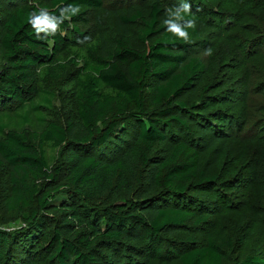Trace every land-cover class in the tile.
<instances>
[{"label":"trees","instance_id":"obj_1","mask_svg":"<svg viewBox=\"0 0 264 264\" xmlns=\"http://www.w3.org/2000/svg\"><path fill=\"white\" fill-rule=\"evenodd\" d=\"M2 2L0 113H7L36 96L38 68L45 66L47 79L58 78L57 57L75 44L74 37H82L78 24L102 3ZM193 2L188 0V14L178 6L165 15L153 3L139 33L142 51L133 50L125 36L115 42L111 56L89 49L86 73L78 80L76 117L64 126L49 122L39 134L6 131L0 117V171L8 169L9 183L4 205L22 213L23 220L14 230L0 228V264H130L132 256L143 262L224 264L230 239L211 236L198 247L184 232L208 219L197 215L203 204L186 189L217 186L200 149L212 153L220 123L228 119L220 110L205 112V101L190 100L205 70L192 50L207 44L203 16ZM40 9L57 25L54 36L42 32L45 38L38 39L29 23V14L38 17ZM166 19L181 27L194 20L196 26L186 29L184 41L167 31ZM102 87L108 91L102 93ZM160 143L170 146L171 154L149 170L150 191L135 201L96 207L105 196L121 192L130 177L142 178L130 165L147 164ZM45 147L62 152L53 168ZM153 190L160 191L149 194ZM234 264H264V258L248 255Z\"/></svg>","mask_w":264,"mask_h":264},{"label":"rangeland","instance_id":"obj_2","mask_svg":"<svg viewBox=\"0 0 264 264\" xmlns=\"http://www.w3.org/2000/svg\"><path fill=\"white\" fill-rule=\"evenodd\" d=\"M192 1L202 13V31L207 44L192 50L202 60L205 70L189 92L190 100L205 101L208 105L205 112L220 110L228 119L220 123L212 153L208 155L209 149H200L207 167L217 176V186L186 189L203 204L197 215L208 219L205 224L184 232L198 247H204L211 236L230 239L232 246L225 252L224 264H234L248 255L264 258V0ZM100 2L101 8L87 11L78 24L82 37H74L75 44L57 57L54 65L62 67L57 71L58 78L47 79L43 76L45 66L38 68L36 96L22 108L0 113L6 131L39 134L49 122L64 126L74 119L78 80L86 73L84 62L89 60L88 50L111 56L115 42L125 36L131 40L133 50L142 51L139 33L142 23L149 19L151 5L157 4L162 15L173 14L188 0ZM4 9L0 0V15ZM131 17L136 18L132 23L122 21ZM107 91L101 88L102 93ZM44 151L52 168L61 161L60 150L45 147ZM170 154V146L157 144L147 164L130 165V171L141 173L142 178L130 177L121 192L112 194L111 198L105 196L96 207L135 201L146 194L150 191L149 170ZM149 165L152 166L148 168ZM8 184V169L3 168L0 171V228L10 231L19 228L23 220L22 213L9 212L4 205ZM185 239V234L180 235V240ZM132 257L130 264H181L179 260L143 262L138 256ZM37 264H46V261Z\"/></svg>","mask_w":264,"mask_h":264},{"label":"clouds","instance_id":"obj_3","mask_svg":"<svg viewBox=\"0 0 264 264\" xmlns=\"http://www.w3.org/2000/svg\"><path fill=\"white\" fill-rule=\"evenodd\" d=\"M183 12L185 14L190 13L191 5L188 3L182 4ZM41 15L35 16V12L30 13L28 17V21L31 24L32 28L35 30L36 36L38 39H42L45 37H41L39 33H46L47 35L54 36L57 32V25L55 23L50 22V17L48 15V11L46 9H40ZM77 11L79 9L77 8ZM171 14V13H170ZM176 18L178 20H183L184 16L176 14ZM164 24L167 26V31L175 35L178 39H182L187 41L189 39V33L186 30L187 28H195L194 20H187V23L184 27L179 26L176 23H173L171 20L166 19Z\"/></svg>","mask_w":264,"mask_h":264}]
</instances>
